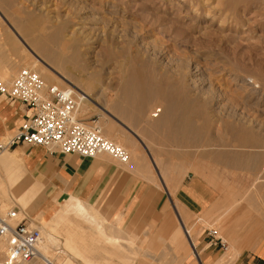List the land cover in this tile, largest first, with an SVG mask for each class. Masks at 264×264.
Returning a JSON list of instances; mask_svg holds the SVG:
<instances>
[{"label":"rangeland","instance_id":"rangeland-1","mask_svg":"<svg viewBox=\"0 0 264 264\" xmlns=\"http://www.w3.org/2000/svg\"><path fill=\"white\" fill-rule=\"evenodd\" d=\"M4 1L0 0V70L4 61L5 65L15 63L17 66L9 74L1 75L0 82L10 84L22 68L29 67L25 63L31 61V56L25 48V42L29 44L30 38L48 35L62 28L64 40L50 43V47L60 53V57L54 64L42 58L57 71L68 74L69 79L72 75L71 80L76 88L87 94L85 99H80V95L73 93L77 120L86 125L100 126L103 134L112 141L115 140L107 135L110 134L107 131L110 125L113 130L110 135L117 134L116 137L122 136L124 139L128 137L124 147L131 151L129 163L136 155H143L148 159L149 153L160 169V174L157 168L153 169L156 176L160 175V180L168 185L173 200H179V189H175L184 179V184L198 180L196 193L206 200L205 206L211 207L216 201L222 200L223 212L219 217L208 219L207 223L202 216L193 217L191 224H188L190 229L194 227V231L201 229L200 235L207 234L210 228L216 229L217 235H221L229 247L227 250L219 248L217 260L211 264H240L243 251L256 249L264 256V26L262 29L260 27L264 16L261 3L264 0H254L251 8H247L244 13L241 11L243 19L231 29H221L216 22L208 25V21L204 19L192 25L196 17L193 13L187 14L190 6L183 0ZM209 3L215 5L217 1L211 0ZM77 51L79 57L72 54ZM62 54L64 57H61ZM123 70L127 73L124 74ZM133 70L139 71L140 79L148 83V86L137 91L126 89L122 85L129 76H133ZM244 77L248 79L245 81ZM151 78L157 82L148 81ZM251 79H254L253 84L257 83L250 85L248 82ZM45 82L59 86L60 89L70 88L64 83L57 86L50 81ZM161 84L165 87H161ZM75 86L71 88L74 90ZM139 91L142 93L139 95L141 97L138 96ZM178 91H181L180 95ZM170 92L173 93L169 94ZM130 94L135 97H132L135 102L130 100ZM142 98L149 100L143 102ZM171 99L182 103L183 109L173 102L176 104V112L179 110L182 114L184 110L192 116L189 118L192 119V124L188 122L190 120L180 122L178 130H183L181 136L177 126L170 129L171 125H154V121L166 114V107L170 105L169 102L172 103ZM183 103H186L189 111ZM158 108L159 117L152 118L151 114ZM186 124L193 125L194 136L186 133ZM115 125L117 128H114ZM168 129L170 132L176 129L179 134L174 135L175 138L170 137L176 130L171 134ZM246 136L249 139L247 142ZM243 138L246 139L245 142ZM1 153L3 152L0 155ZM159 187L163 192L166 191L162 186ZM0 206L2 208L1 202ZM8 208H16L18 211L23 209L14 202L9 203ZM37 209L34 205L33 210L27 212L32 217L31 220L36 219L35 222L42 226V236L52 228L57 237L50 246L53 261L57 264H91V261L89 263L71 251L64 240L65 232L52 217L46 223L37 218ZM71 215L81 219L75 213L70 214L69 218ZM175 217L173 212V218ZM82 223L87 228L93 231L96 228L98 231L96 225L93 227L85 220ZM152 228L151 223H145L143 228H139V234H146ZM179 232L188 245L183 231ZM142 234L138 237L141 241L144 239V242L149 243L153 240V237ZM100 240L105 241L102 237ZM105 245L110 251V245ZM231 245L238 249L239 254L229 251ZM4 256L5 253L0 256L2 264ZM110 258L112 264H130L121 253L111 255ZM27 264L43 262L37 257Z\"/></svg>","mask_w":264,"mask_h":264},{"label":"crops","instance_id":"crops-1","mask_svg":"<svg viewBox=\"0 0 264 264\" xmlns=\"http://www.w3.org/2000/svg\"><path fill=\"white\" fill-rule=\"evenodd\" d=\"M0 98L2 141L7 136H12L22 126L29 118L31 109L19 100ZM12 150L20 152L25 175L32 178L37 187L38 184L41 186L36 194L38 199L35 200L38 212L43 209L52 211L59 204L73 198L84 201V204L105 219L103 226L107 233L113 226L115 234L118 233L116 236L121 239L127 236L126 239L131 238L132 235L135 245L127 249L130 264H211L218 257L220 249L209 247L208 233L200 235L201 230L197 231L199 234L196 232L197 253L194 251L185 223L191 224L190 220L199 216L204 217L205 221L216 219L223 212L222 200L216 201L211 207L205 206L206 200L197 196L196 179L186 184L185 179L181 181L175 189V191L179 189L180 201L173 200L168 185L160 180V175L156 176L153 169L157 168L158 174L160 171L149 153L148 159L143 155H136L131 163L121 164L106 156L82 158L77 154L62 153L43 146L18 144ZM159 186L166 191L163 192ZM66 221L74 223L76 235L82 238L85 236L86 239H99L98 243L93 244L95 250L106 246L105 241L100 240L99 232L87 228L82 223V218L76 219L71 215ZM145 223H151L153 228L146 234H139V228H143ZM65 226L66 224L62 225L64 229L62 231L65 232L64 240L69 229L64 228ZM181 230L188 245L179 232ZM141 234L153 237V240L149 243L144 242V239L141 241L138 239ZM88 239L87 244L80 241L81 244L79 243L77 247H89ZM110 249L114 250L112 246ZM240 257L242 259L240 264H262L264 259L257 249L243 251Z\"/></svg>","mask_w":264,"mask_h":264},{"label":"bare ground","instance_id":"bare-ground-1","mask_svg":"<svg viewBox=\"0 0 264 264\" xmlns=\"http://www.w3.org/2000/svg\"><path fill=\"white\" fill-rule=\"evenodd\" d=\"M2 1H4V0H2ZM7 1V0H6ZM184 2H186V3H188L189 4V6H190V8L187 10V14H192L193 13V16H195L196 17V21H194V23H192V25H194V24H197V23H199V21H200V19L202 20V19H204L205 21H208V25H212V24H214V22H216V23H218V26H219V28H221V29H226V28H229V29H231V28H234L235 26H238L239 24H240V22H241V20L243 19L241 16L243 15H241L240 16V12L241 11H243V13L247 10V8H251L253 5H254V0H216L217 1V3H215V5H212V3H209L211 0H183ZM5 2V1H4ZM214 2V1H213ZM3 3V2H2ZM6 3V2H5ZM8 3V2H7ZM6 3V4H7ZM256 3V2H255ZM262 4V6H261V8H264V2L263 3H261ZM244 8V9H243ZM193 20H195V19H193ZM199 20V21H198ZM261 20H262V22L260 23V27H261V29L263 28L262 26H264V16H262V18H261ZM62 21V20H61ZM197 22V23H196ZM51 24V23H50ZM63 24V23H62ZM59 25V24H58ZM57 25V26H58ZM243 25V24H242ZM241 26V25H240ZM54 28H56V27H54ZM60 28V27H59ZM66 28V27H65ZM57 29V28H56ZM82 29V28H81ZM73 30V29H72ZM264 30V29H263ZM62 28L61 29H57V30H55L54 32H50V34H48V35H38V36H35V37H33V38H30L29 40H28V42H29V44L27 43V42H25V44L27 45V47L25 46V48L28 50V52H29V54H30V56H31V61L29 62V61H27V64L25 63V65L26 66H29V67H24V68H30V69H33V70H35V71H37L41 76H42V78L43 79H45V80H47V81H50V82H52V83H54V85H56L57 84V86L58 85H62L63 83L64 84H66L68 87H70V88H67V89H64L67 93L69 92V93H71V95H72V97H73V93L75 92L78 96H79V98L81 99H85L86 98V93L85 92H83V91H80L78 88H76L77 86H75L74 85V83H73V81L71 80V78L73 79V77H72V75H70L71 73H69V75H70V79L68 78V74L66 75L65 73L63 74V73H61V72H59V71H57L56 69H55V67L53 66V65H51L50 63H48V62H46L43 58H45V59H47L49 62H51V63H53L54 64V62L56 61V59L58 58V57H60V56H58L59 54L57 53V51H55L52 47H50L51 45H50V43H57L58 41H60L61 39H63L64 40V34H62ZM72 34H74V31L72 32ZM68 35V34H67ZM69 37V36H68ZM72 38H74V40H75V37H72ZM49 44V45H48ZM60 44V43H59ZM30 45L33 47V49H32V47H30ZM64 52V51H63ZM74 56H76V57H79V52L77 51V53L75 52H73L72 53ZM72 54H71V58H72ZM29 56V57H30ZM128 56V55H127ZM43 57V58H42ZM61 57H64V54H62V56ZM67 57V56H66ZM65 57V58H66ZM123 57H124V55H123ZM129 57V56H128ZM67 58H69V57H67ZM70 58V59H71ZM13 59V58H12ZM63 58H61V60H62ZM72 59H74V58H72ZM128 59V58H127ZM22 60V59H21ZM61 60H58V61H61ZM64 60V59H63ZM77 62H78V59H75ZM17 61V60H16ZM23 61V60H22ZM58 61H57V63H58ZM65 61H68V60H65ZM129 61V60H128ZM133 61V60H132ZM5 62V61H4ZM4 62H3V64H2V70H0V76L2 75V76H5V75H7V74H9L10 72H11V70L15 67V66H17L15 63L14 64H12V65H8V64H4ZM12 62V61H11ZM29 62V63H28ZM60 63V62H59ZM121 63V62H120ZM128 63V62H127ZM67 64V63H66ZM82 64V63H81ZM20 65V64H19ZM130 65V64H129ZM135 65V64H134ZM79 66V65H78ZM123 66V65H122ZM125 66H127V65H125ZM141 66V65H140ZM124 67V66H123ZM24 68H22V69H24ZM127 68H128V66H127ZM133 68V67H132ZM139 68V67H138ZM148 68V67H147ZM21 69V70H22ZM124 69H126V68H124ZM134 69V68H133ZM65 70V69H64ZM127 70V69H126ZM139 70H141V69H139ZM123 71H125V70H123ZM134 72V74H133V76H129V79L128 80H126V82H125V79H124V81L123 82H125V83H123L122 85L124 86V87H126V89H132V90H141L142 88H144L145 86H148V83H146V82H144V80H141L140 79V75H139V71L138 70H133ZM20 72V71H19ZM132 72V71H131ZM13 73V72H12ZM125 73H127L126 71L124 72V74ZM138 73V74H137ZM153 73V72H152ZM130 74V73H129ZM136 74V75H135ZM18 75V74H17ZM16 75V76H17ZM137 76V75H139L137 78H134L133 79V77H135V76ZM122 76V75H121ZM75 77V76H74ZM130 77H132V78H130ZM5 78V77H4ZM16 78V77H15ZM14 78V79H15ZM14 79H13V81H14ZM127 79V78H126ZM248 78H245L244 77V80L246 81ZM78 80V79H77ZM148 80V79H147ZM154 80V82L156 81L155 79H153ZM153 80H152V78H151V80H148V81H152L153 82ZM243 80V81H244ZM13 81L10 83V84H6V85H8V86H10L12 83H13ZM253 81H254V79H251V80H249V84L250 85H255V84H253ZM2 82V81H1ZM157 82V81H156ZM155 82V83H156ZM47 83V82H46ZM65 85V86H66ZM75 86L74 87V90H73V87L71 88V86ZM183 85V84H182ZM150 86V85H149ZM171 86V85H170ZM59 87V86H58ZM124 87H122V88H124ZM160 87V86H159ZM161 87H165L164 85H162L161 84ZM166 87H168V85L166 86ZM181 87V86H180ZM255 87V86H254ZM147 88V87H146ZM158 88V87H157ZM63 89V88H62ZM125 89V88H124ZM123 89V90H124ZM147 89H149V88H147ZM146 89V90H147ZM151 89V88H150ZM155 89V88H154ZM159 89V88H158ZM170 89V88H169ZM181 89V88H180ZM255 89V88H254ZM76 90V91H75ZM152 90H153V86H152ZM160 90V89H159ZM182 90V89H181ZM125 91V90H124ZM123 91V92H124ZM167 91V90H166ZM170 91V90H169ZM129 92V91H128ZM140 92L141 91H139V93H138V96L139 95H142V93L140 94ZM143 92V91H142ZM145 92V91H144ZM147 92H148V90H147ZM157 92V91H156ZM179 92H181V91H178V95H180L179 94ZM124 93H126V91L124 92ZM130 93V92H129ZM173 93V92H172ZM171 92L169 93V94H172ZM75 94V95H76ZM160 94V93H159ZM183 94V93H182ZM185 94V93H184ZM131 95V94H130ZM130 95H127V96H130ZM126 96V95H125ZM152 96V95H151ZM174 96V95H173ZM4 97V96H3ZM131 97V101L132 102H135L133 99H132V97H134V96H130ZM129 97V98H130ZM139 97H141V96H139ZM181 97V96H180ZM185 97V96H184ZM6 98V97H5ZM135 98V97H134ZM145 98V97H144ZM144 98H142L143 100V102H144V100H146L147 99V97H146V99H144ZM167 98V97H166ZM127 99H128V97H127ZM126 99V100H127ZM180 99V98H179ZM149 100V99H148ZM148 100H146L147 102H148ZM176 103H178L175 99H173ZM189 100V99H188ZM76 101H78V100H76ZM85 101V100H84ZM111 101H113V100H111ZM124 101V100H123ZM127 101H129V100H127ZM145 101V102H146ZM171 101H172V99H171ZM174 101H172V103H170L169 102V106H167L166 107V114H164V116L163 117H161L160 119H158V120H156V121H154V125L155 126H158V125H161V126H163V125H171L170 126V129L173 127V126H177V130L178 129H180V127H179V125H180V122H184V121H187V120H190V121H188L189 123L192 121V119H189L190 118V112H186V111H184L183 110V113L182 114H180V112H179V110L176 112V110H175V107H176V104L174 103L173 104V102ZM143 102H141V103H143ZM167 102H168V100H167ZM182 102V101H181ZM189 102V101H188ZM193 102V101H192ZM81 103H82V101H81ZM121 103V102H120ZM128 103H130V101L128 102ZM135 104V103H134ZM146 103H144V105H145ZM149 104V103H148ZM180 106H181V108H182V103H178ZM190 104H191V101H190ZM84 105V104H83ZM150 105V104H149ZM85 106V105H84ZM83 106V107H84ZM131 106H132V104H131ZM138 106V105H137ZM183 106H185V108H187V106H186V103L184 104L183 103ZM80 107V106H79ZM124 107V106H123ZM162 107V106H161ZM188 107H190V106H188ZM78 108V107H77ZM86 108V107H85ZM132 108V107H131ZM147 108V107H146ZM126 109V108H125ZM183 109V108H182ZM181 109V110H182ZM193 109H194V107H193ZM197 109V108H196ZM132 110V109H131ZM117 111V110H116ZM125 111V110H124ZM187 111H189L188 110V108H187ZM192 111V110H191ZM152 112V111H151ZM179 112V113H178ZM31 113H32V110H31ZM127 113V112H126ZM176 113H178V114H176ZM82 114V113H81ZM142 114V113H141ZM180 114V116H176V115H179ZM193 114V113H192ZM196 114H198V113H196ZM31 115V114H30ZM124 115V114H123ZM133 115V114H132ZM159 115H160V108H158L157 109V111L156 112H153L152 114H151V117L152 118H156V117H159ZM182 115V116H181ZM126 116V115H125ZM124 116V117H125ZM139 116V115H138ZM162 116V115H161ZM76 117V116H75ZM131 117V115L129 114V118ZM145 117V116H144ZM150 117V116H149ZM150 117V118H151ZM192 117V116H191ZM206 117V116H205ZM128 118V117H127ZM148 118V117H147ZM185 120H184V119ZM77 119V118H76ZM157 119V118H156ZM119 120H121V119H119ZM130 120V119H129ZM133 120V119H132ZM141 120H143V119H141ZM153 120V119H152ZM79 121V120H78ZM125 121V120H124ZM147 121H148V119H147ZM80 122V121H79ZM129 122V121H128ZM140 122V121H139ZM204 122H206V121H204ZM81 123V122H80ZM111 123H113V122H111ZM135 123V122H134ZM149 123V122H148ZM185 123H187V122H185ZM189 123H188V125H189ZM190 124H192V123H190ZM109 125V124H108ZM187 125V124H186ZM187 125V126H188ZM88 126H93V125H88ZM95 126H97V125H95ZM111 126V125H110ZM107 127V131H108V133H110V134H113V130H112V128L111 127ZM164 126V127H165ZM166 126V127H167ZM193 125H190V126H188V128L190 127V129H188L187 128V131H186V133H193L194 132V130H193ZM117 128V126L115 125L114 126V128ZM98 128H100V130H101V133L103 134V131H102V128L100 127V126H98ZM131 128H133L132 126H131ZM130 128V129H131ZM161 128H163V127H161ZM182 128V127H181ZM121 129V128H120ZM120 129H118V130H120ZM170 129H168L169 131H168V133L170 132ZM200 129V128H199ZM236 129V128H235ZM115 130V129H114ZM127 130V129H126ZM173 130H176V129H173ZM173 130H171L172 132H173ZM177 130H176V134L174 133L173 134V136H170V137H174V135H176L177 136V134H179L178 132H177ZM241 130H243V129H241ZM106 131V132H107ZM122 131V130H121ZM128 131V130H127ZM156 131V130H155ZM165 131H166V129H165ZM179 131V130H178ZM182 131L183 130H180L179 132L181 133L179 136H181L182 135ZM244 131V130H243ZM242 131V132H243ZM123 132V131H122ZM140 132V131H139ZM138 132V133H139ZM172 132H170L171 134H172ZM201 132L202 131H200V134L199 135H201ZM250 132V131H249ZM137 133V132H136ZM141 133V132H140ZM139 133V134H140ZM244 133H245V131H244ZM110 134H107V135H109V137L112 139H114L117 143H119L118 145L119 146H121V147H123L127 152H128V154H129V160L127 161V162H121V161H119V160H117V159H114L112 156H110V155H108V154H106V153H101L100 155H98V156H104V155H107V156H109L110 158H112L113 160H115V161H117V162H119V163H121V164H126V163H128V162H130V160H131V156H130V153H131V151L129 152V150H127L125 147H124V145L126 146V142H125V140L126 141H128L127 140V138H122V136H121V138L124 140V142L121 140V138H119V137H116V136H118L117 134L115 135L114 134V136L113 135H110ZM167 134V133H166ZM170 134V135H171ZM122 135V134H121ZM125 135V134H124ZM193 135V134H192ZM204 135V131H203V134H202V136ZM237 135V134H236ZM103 136L104 137H106L104 134H103ZM127 136V135H126ZM129 136V135H128ZM175 136V137H176ZM194 136V135H193ZM237 136H239V135H237ZM241 136V135H240ZM248 136V135H247ZM246 136V138L248 139V137ZM8 137V136H7ZM125 137V136H124ZM174 137V138H175ZM185 137V136H184ZM186 137H188L187 135H186ZM243 137H245V136H243ZM107 138V137H106ZM130 138V137H129ZM166 138V137H165ZM238 138V137H237ZM108 139V138H107ZM131 139V138H130ZM177 139V138H176ZM6 139H4V141H5ZM110 140V139H109ZM138 140V139H137ZM136 140V141H137ZM175 140V139H174ZM243 142H245V140L246 139H244L243 138ZM110 141H112V140H110ZM115 141H112V142H114V143H116ZM131 142V145H132V140H130ZM135 141V142H136ZM247 141H249V139L248 140H246V142ZM180 142V141H179ZM241 142V141H240ZM116 143V144H117ZM137 143V142H136ZM176 143V142H175ZM20 144H23V143H20ZM144 144H146V143H144ZM171 144H172V141H171ZM184 144V143H183ZM244 144V143H243ZM28 145V144H27ZM136 145V144H135ZM147 145V144H146ZM252 145V144H251ZM17 146V145H16ZM32 146H38V145H32ZM139 146V145H138ZM149 146V145H148ZM147 146V147H148ZM244 146V145H243ZM44 147V146H43ZM14 148V147H13ZM13 148H11V149H6V150H3V151H1L0 150V152H3V153H1V155H0V202L2 203V208H1V206H0V212L2 213V214H4V215H6L7 213H8V211L9 210H12V209H14V208H8V205H9V203H11V202H14V203H17L18 205H20V207H22L23 209L20 211H17V214H18V217L19 218H22L24 215L25 216H27L28 218H32L31 216H30V214H29V212H27L28 210H33V208H34V205L36 204V201H35V198H36V194L39 192V187H41L40 186V184H38L39 185V187H37L36 186V184L34 183V181L32 180V178H29V177H27L25 174V170H24V163H23V158H22V156H21V154H20V152L19 151H17V150H12ZM133 148H134V146H133ZM136 148H137V145H136ZM51 149V148H50ZM173 149V148H172ZM171 149V150H172ZM182 149V148H181ZM8 150H11V151H8ZM150 150H151V148H150ZM163 150V149H162ZM5 151H7V153L5 152ZM135 151V150H134ZM132 152H133V150H132ZM137 152V151H136ZM174 153V152H173ZM177 153V152H176ZM175 153V154H176ZM67 154H76V153H67ZM136 154V153H135ZM77 155H79V154H77ZM80 156V155H79ZM97 156V157H98ZM176 156V155H175ZM82 157V156H81ZM236 157V156H235ZM258 157V156H257ZM82 158H85V157H82ZM96 158V157H95ZM236 159V158H235ZM154 160V159H153ZM152 161V160H151ZM146 169V168H145ZM160 170V169H159ZM257 182V181H256ZM162 184V183H161ZM254 185V184H253ZM177 189V188H176ZM84 202V201H83ZM82 201H80V200H77V199H70V200H68V201H65V202H63V203H61V204H59L54 210H52V211H50V210H41L39 213H38V219H40V221L41 222H47L48 220L50 221L52 218H53V220L56 222V224H60V226H61V228H62V225H64V224H66V226L64 227V228H69L66 232H68V236H67V238H66V243L68 244V246L70 247V249H71V251H74L77 255H78V257L80 256V257H82L83 259H85V260H87V262H89V261H91L92 263L91 264H112L111 262H112V258H110V256L111 255H114V254H118V253H121L122 255H123V257H125V259L126 260H129V258H128V253H127V249L128 248H131L132 247V245H135V240L132 238V235H130L131 236V238H128V239H126L128 236L127 235H125V236H127L125 239L123 238V239H121L120 237H118V236H116V235H118V233L117 234H115L116 232L112 229V228H114L112 225V227H110V229H111V231H109L108 230V228H107V230L109 231L108 233L104 230V226L103 225H105V219L104 218H102L97 212H95L94 210H92L91 208H89V206H87L86 204H84ZM242 202V201H241ZM236 206H237V204H236ZM239 207V206H238ZM235 208V207H234ZM73 213H75L79 218H82L83 220H85V221H87L90 225L92 224V226L94 227V225H96L97 226V230H98V232H99V234H100V237H102L103 239H105V243L106 244H108V245H112L113 246V249L114 250H108L107 249V247L106 246H102L99 250H95L94 249V246H93V244H95V242H99L98 240L99 239H96V238H90V239H88V241L90 242V244H88L89 245V247H86V246H81L80 248H78L77 247V245H79V243L81 244V242L80 241H85L84 243L85 244H87V239H86V237L85 236H83L84 238H82L81 236H78V235H76V230H74L75 228V226H74V223L72 222V221H66V219H68L67 217H69V215L70 214H73ZM52 217V218H51ZM51 218V219H50ZM119 220V219H118ZM118 220H116V222L118 221ZM35 221H37L36 219H33V222L32 223H34ZM202 221V219H200V222ZM222 221V220H221ZM113 222H115V221H113ZM113 222H112V224H113ZM119 222V221H118ZM117 222V223H118ZM204 222H206V221H204ZM36 223V222H35ZM34 223V224H35ZM49 223V222H48ZM207 223V222H206ZM106 224H108V223H106ZM186 225H187V227H188V223H185ZM186 225H185V227H186ZM108 226V225H107ZM40 227V226H39ZM42 227V226H41ZM40 227V228H41ZM50 227V226H49ZM109 227V226H108ZM51 228V227H50ZM121 228V227H120ZM191 228V227H190ZM189 227L188 228H186L187 229V234L189 235V238H190V241H191V244H192V246H195L196 247V239H197V234H199L197 231H194L193 230V228L192 229H190ZM44 229H46L45 227H44ZM71 229H72V231H71ZM62 230H64L63 228H62ZM95 230H96V228H95ZM116 230V229H115ZM201 230V229H200ZM199 230V231H200ZM208 230H216V229H213V228H210V229H208ZM121 230L119 229V232H120ZM226 231V230H225ZM41 232H42V229H41ZM117 232H118V230H117ZM196 232H197V234H196ZM216 232H217V230H216ZM121 233V232H120ZM124 233V232H123ZM132 234V233H131ZM195 234V235H194ZM125 236H123L122 235V237H125ZM216 236L217 237H219V238H222L221 237V235L219 236V235H217L216 234ZM43 237V240H42V242H41V244L39 245V247H38V250H39V255L37 256L38 257V260H40L41 262H43V264H57L56 262H54L53 261V259L51 258V256H50V246L51 245H53L54 244V239L55 238H57V237H55V232L54 231H52V228H51V231L50 230H46L45 232H44V235L42 236ZM133 237H134V235H133ZM0 238H3V239H1L0 240V256L3 254L4 255V253H5V256H6V252H7V250H6V247H7V238H5V237H0ZM83 239V240H82ZM121 239V240H120ZM57 239H55V241H56ZM59 240V239H58ZM63 241V240H62ZM58 244V243H57ZM65 244V243H64ZM134 247V246H133ZM53 248V247H52ZM109 248V247H108ZM229 248V247H228ZM58 249V248H57ZM61 249V248H60ZM66 249V248H65ZM193 249H194V247H193ZM62 250V249H61ZM55 251V250H54ZM145 251V250H144ZM195 251V250H194ZM230 252H236V253H238L239 254V251H238V249L235 247V246H233V245H231V248H230V250H229ZM60 252V251H59ZM66 252V254H67V250L65 251ZM69 252V251H68ZM73 252V253H74ZM108 252V253H107ZM117 252V253H116ZM196 253H197V248H196V251H195ZM109 253H113V254H109ZM58 254V253H57ZM60 254V253H59ZM70 254V253H69ZM235 254V253H234ZM56 255V254H55ZM139 255V254H138ZM226 255V254H225ZM224 255V256H225ZM5 256H4V259H2V261L4 260L5 261ZM233 256V255H232ZM36 257V258H37ZM77 257V256H76ZM115 258H122L121 256H114ZM137 257H139V256H137ZM223 257V256H222ZM36 258H34V259H32L31 261H33V260H35ZM72 258V257H71ZM70 258V259H71ZM225 258H226V256H225ZM67 259V258H66ZM82 259V260H83ZM224 259V258H223ZM221 260V259H220ZM219 260V261H220ZM4 261H3V264H5L4 263ZM31 261H29V262H31ZM65 262H66V260H65ZM28 262H26V263H22V264H27ZM35 263V262H34ZM90 263V262H89ZM218 263V262H217ZM0 264H2V263H0Z\"/></svg>","mask_w":264,"mask_h":264},{"label":"built area","instance_id":"built-area-1","mask_svg":"<svg viewBox=\"0 0 264 264\" xmlns=\"http://www.w3.org/2000/svg\"><path fill=\"white\" fill-rule=\"evenodd\" d=\"M0 96L10 101L19 100L32 110L22 126L0 142L1 151L23 143L85 158L106 153L121 162L129 160L128 152L104 137L98 126H88L76 119V104L71 93L48 85L33 69L20 70L10 86L0 82ZM17 211L14 208L6 215L0 212V237L7 238L5 264H22L36 258L43 240L39 224L32 223L25 215L19 218ZM216 234V230H208V246L227 250L226 242Z\"/></svg>","mask_w":264,"mask_h":264}]
</instances>
